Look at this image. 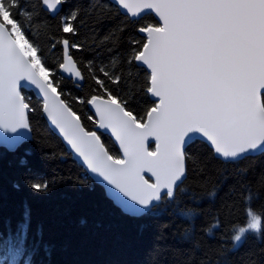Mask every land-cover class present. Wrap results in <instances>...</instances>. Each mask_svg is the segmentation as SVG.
Segmentation results:
<instances>
[{"label":"snow or ice","instance_id":"1","mask_svg":"<svg viewBox=\"0 0 264 264\" xmlns=\"http://www.w3.org/2000/svg\"><path fill=\"white\" fill-rule=\"evenodd\" d=\"M67 3L0 0V130L17 134L13 145L25 138L19 130L31 131L29 113L37 107L23 90L32 88L39 111L71 152L120 194V206L133 216L184 191L181 185L190 162L217 159L239 165L254 159L253 154L264 155V0H115L118 14L123 10L126 20L145 15L154 20L135 29L141 39L129 40L123 58V63L142 70V79H133L131 71L125 77L116 57L112 59L116 71L88 61L83 65L85 76L73 56V50L82 51L84 45L65 35L78 36L81 9L61 15ZM94 8L98 15L107 14L103 7ZM41 11L52 19L59 17L61 35L49 38L50 50L59 46L61 53L53 61L41 46L39 30L33 32ZM111 39L109 34L100 43ZM64 74L76 82L90 79L94 87L90 93L73 96L62 87ZM121 84L126 87L121 89ZM76 105L91 107L86 118L92 130ZM103 132L114 138L119 154L102 142ZM197 143L207 147L206 154L193 150ZM237 171L243 174L248 169ZM26 184L37 193L49 189V182L38 177ZM261 187L264 173L255 187L240 183L244 223L229 226L232 246L217 250L222 258L217 264H231L226 253L238 251L248 235L260 238L264 209L254 210L252 205L261 198ZM183 215L190 218L192 213ZM30 226L31 213L25 206L15 237L5 241L14 258L24 254ZM220 227L217 217L205 231L211 234ZM185 239H191L190 233ZM245 255L243 264H264V249ZM200 264H209V258Z\"/></svg>","mask_w":264,"mask_h":264},{"label":"trees","instance_id":"2","mask_svg":"<svg viewBox=\"0 0 264 264\" xmlns=\"http://www.w3.org/2000/svg\"><path fill=\"white\" fill-rule=\"evenodd\" d=\"M97 5L107 14L98 15L94 8ZM76 7L81 9L83 24L77 37L65 35L84 45L82 51L73 50V56L85 76L83 65L88 61L96 68L105 66L106 70L116 71L112 66L116 57L121 62L117 67L125 77L131 71L133 79H142V70L123 63V58L129 50V40L141 39L135 29L154 22L153 18L145 16L138 23L126 20L107 0H68L61 15ZM58 22L59 17L52 19L43 11L33 21L36 25L33 32L39 30L41 46L50 61L61 54L59 46L50 50L49 43L50 37L61 35ZM121 28L123 31H119ZM109 34L112 39L101 44ZM62 87L77 96L90 93L94 84L86 79L83 86L77 87L72 80L64 79ZM119 87L123 89L126 84ZM23 94L37 111L29 113L32 139L14 153L0 148V264H33V261L34 264H200L205 258H209V264H217L222 259L217 250L231 248L229 226L244 223L240 183L249 182L255 187L264 173V155L241 160L239 165L217 159L195 165L190 162L187 179L181 185L184 191H177L174 200H163L142 217H130L74 162L61 140L46 125L38 109V99L31 93ZM75 109L85 126L92 130L93 125L86 118L91 114L88 107L76 105ZM101 139L110 152L119 154L108 137L101 135ZM192 147L207 153L202 143ZM238 168L248 171L241 174ZM37 177L49 182L46 193L34 192L27 186V179ZM259 191L261 198L254 201V210L264 209V187ZM25 206L31 213L30 231L25 237L24 254L14 258L5 241L15 237ZM189 211L190 218L183 215ZM217 217L221 227L207 233L205 229ZM186 232L191 239H185ZM260 249H264V229L259 239L248 235L238 251L226 254L231 264H243L246 253Z\"/></svg>","mask_w":264,"mask_h":264},{"label":"water","instance_id":"3","mask_svg":"<svg viewBox=\"0 0 264 264\" xmlns=\"http://www.w3.org/2000/svg\"><path fill=\"white\" fill-rule=\"evenodd\" d=\"M108 2H110L113 6L118 8V5L115 4V0H107ZM120 13H123V10H119ZM147 16V15H145ZM144 16V17H145ZM131 20H140L139 18H130ZM140 35V34H139ZM141 36V35H140ZM65 79L67 80H72L74 82V84H79L80 86L84 85V81L82 82H76L73 79H70L67 74H64ZM23 92L26 93H31L36 99H38L36 92L32 89V88H25L23 90ZM89 110L92 113V109L90 106H88ZM42 117L44 119V121L46 122V125L48 126V128L61 140L63 146L65 147V149L67 150V152L69 154H71L74 162H76L79 166H81L83 168V170L85 171V173L87 174V176L97 185H99L100 187L103 188V190L105 191L106 196L124 213L130 216V213L126 212L123 210V208L120 206L119 200L117 199V196H119L120 194L116 193L115 189H112L111 186H109L106 182L102 181V178L96 176L95 174L91 173L87 167L85 165H83V162L75 155V153L71 152L70 147L67 145V143L63 140L62 136L59 134L58 130L55 129L54 125L51 124V122L47 119V117L42 113ZM19 135H23L25 138L23 140H21L19 143L13 145L12 143V137L17 135V134H13V133H4L2 130H0V148H4L9 152H16L19 148H21L24 144L28 143L31 139H32V130H19ZM103 135L107 136L112 143L114 144V146L116 147V149L118 150V145L116 144L115 140L113 137H111L110 133L107 132H103ZM103 142V141H102ZM151 143V142H150ZM254 156H258L261 155L259 153L257 154H253ZM150 210H146L145 213L149 212ZM144 213V214H145ZM142 214V215H144ZM142 215L139 216H133V217H140Z\"/></svg>","mask_w":264,"mask_h":264},{"label":"bare ground","instance_id":"4","mask_svg":"<svg viewBox=\"0 0 264 264\" xmlns=\"http://www.w3.org/2000/svg\"><path fill=\"white\" fill-rule=\"evenodd\" d=\"M113 203V202H112ZM114 204V203H113ZM115 205V204H114ZM116 206V205H115ZM117 207V206H116ZM118 208V207H117ZM148 213V212H147ZM146 214V213H145ZM144 214V215H145ZM127 215V214H126ZM144 215H142V216H144ZM128 216H130V215H128ZM142 216H140V217H142ZM130 217H133V216H130ZM136 218H139V217H136Z\"/></svg>","mask_w":264,"mask_h":264},{"label":"flooded vegetation","instance_id":"5","mask_svg":"<svg viewBox=\"0 0 264 264\" xmlns=\"http://www.w3.org/2000/svg\"><path fill=\"white\" fill-rule=\"evenodd\" d=\"M88 110H89V108H88ZM89 112L91 113V111L89 110ZM92 114V113H91ZM103 135V134H102ZM105 136V135H104ZM107 137V136H106ZM112 142V141H111Z\"/></svg>","mask_w":264,"mask_h":264},{"label":"rangeland","instance_id":"6","mask_svg":"<svg viewBox=\"0 0 264 264\" xmlns=\"http://www.w3.org/2000/svg\"><path fill=\"white\" fill-rule=\"evenodd\" d=\"M147 16H149V15H147ZM110 200V199H109ZM111 201V200H110Z\"/></svg>","mask_w":264,"mask_h":264}]
</instances>
